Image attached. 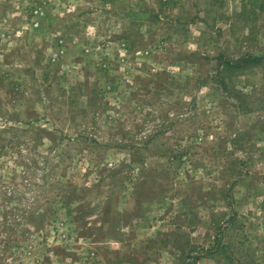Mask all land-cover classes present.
Masks as SVG:
<instances>
[{
    "label": "rangeland",
    "instance_id": "obj_1",
    "mask_svg": "<svg viewBox=\"0 0 264 264\" xmlns=\"http://www.w3.org/2000/svg\"><path fill=\"white\" fill-rule=\"evenodd\" d=\"M247 55L264 0H0V264H264Z\"/></svg>",
    "mask_w": 264,
    "mask_h": 264
},
{
    "label": "trees",
    "instance_id": "obj_2",
    "mask_svg": "<svg viewBox=\"0 0 264 264\" xmlns=\"http://www.w3.org/2000/svg\"><path fill=\"white\" fill-rule=\"evenodd\" d=\"M262 58L256 57V56H252V55H247L244 57H241L239 60L237 61H232V60H223L220 65H222L224 68H222L221 70L226 71L228 69L234 70V69H239V68H244L248 63H259L261 61ZM218 76V75H217ZM219 83H223L224 80V76H221L218 78Z\"/></svg>",
    "mask_w": 264,
    "mask_h": 264
}]
</instances>
